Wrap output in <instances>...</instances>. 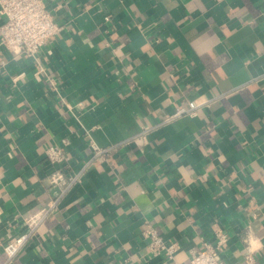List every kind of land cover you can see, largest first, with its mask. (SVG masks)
<instances>
[{
	"label": "crops",
	"instance_id": "crops-1",
	"mask_svg": "<svg viewBox=\"0 0 264 264\" xmlns=\"http://www.w3.org/2000/svg\"><path fill=\"white\" fill-rule=\"evenodd\" d=\"M45 3L61 26L45 73L0 48V264L57 169L79 183L8 264H165L143 220L179 244V264L217 229L225 264L242 263L247 230L264 264V0ZM198 97L214 99L161 124ZM91 144L116 151L86 166Z\"/></svg>",
	"mask_w": 264,
	"mask_h": 264
},
{
	"label": "built area",
	"instance_id": "built-area-1",
	"mask_svg": "<svg viewBox=\"0 0 264 264\" xmlns=\"http://www.w3.org/2000/svg\"><path fill=\"white\" fill-rule=\"evenodd\" d=\"M0 15L4 22L0 25V48L12 51H22L33 60L34 74L45 73L41 63L40 51L42 47L57 33L61 26L54 20L46 7L45 0H0ZM4 61L0 59V69ZM221 93L219 97L225 96ZM214 98L198 97L188 101L186 106L175 108L167 115L161 124H169L180 118H193L198 109L207 106ZM150 129L141 131L136 141L145 145L146 134ZM91 157L86 166L91 165L94 160H104L116 151V147L101 148L91 144ZM45 156L53 164L64 162L61 146L52 145L46 148ZM50 198L40 206L30 209L23 218L25 231L16 237H11L4 245L7 262H11L25 247V245L36 235L37 231L48 220V218L60 209V205L68 195L69 191L79 183L78 176H68L62 169H57L48 177ZM142 236L148 240L149 248L154 256L163 258L165 264H179L175 256L180 246L175 241H166L157 231L156 226L147 220L142 222ZM213 243L202 242L197 248L189 253L187 264H225L221 257V250L227 243L228 237L223 229L214 232ZM244 244L243 261L241 264H260L257 260V247L252 243V234L246 231L240 237Z\"/></svg>",
	"mask_w": 264,
	"mask_h": 264
}]
</instances>
